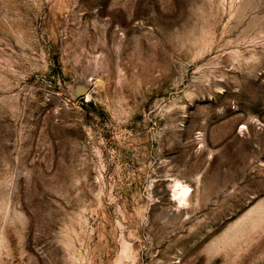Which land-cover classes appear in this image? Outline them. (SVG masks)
<instances>
[{"label": "rangeland", "instance_id": "rangeland-1", "mask_svg": "<svg viewBox=\"0 0 264 264\" xmlns=\"http://www.w3.org/2000/svg\"><path fill=\"white\" fill-rule=\"evenodd\" d=\"M0 264H264V0H0Z\"/></svg>", "mask_w": 264, "mask_h": 264}, {"label": "bare ground", "instance_id": "bare-ground-1", "mask_svg": "<svg viewBox=\"0 0 264 264\" xmlns=\"http://www.w3.org/2000/svg\"><path fill=\"white\" fill-rule=\"evenodd\" d=\"M190 192V188L187 185L177 182L175 184V193L174 196H179L180 200H185Z\"/></svg>", "mask_w": 264, "mask_h": 264}]
</instances>
